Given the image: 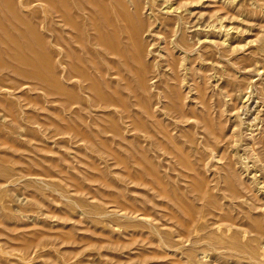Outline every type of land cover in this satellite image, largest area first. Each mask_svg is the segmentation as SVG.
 <instances>
[{"label": "rangeland", "instance_id": "1", "mask_svg": "<svg viewBox=\"0 0 264 264\" xmlns=\"http://www.w3.org/2000/svg\"><path fill=\"white\" fill-rule=\"evenodd\" d=\"M0 264H264V0H0Z\"/></svg>", "mask_w": 264, "mask_h": 264}, {"label": "bare ground", "instance_id": "2", "mask_svg": "<svg viewBox=\"0 0 264 264\" xmlns=\"http://www.w3.org/2000/svg\"><path fill=\"white\" fill-rule=\"evenodd\" d=\"M119 9V8H118ZM120 13V12H119ZM127 13V12H126ZM129 14V13H128ZM119 15V14H118ZM123 15V14H122ZM106 16V15H105ZM127 16L125 15V18H126ZM121 18V17H120ZM133 18V17H132ZM131 19V18H130ZM124 20V19H123ZM133 20H134V18H133ZM122 21V20H121ZM125 21V20H124ZM116 27V26H115ZM127 28H128V26H126ZM132 28V27H131ZM133 29V28H132ZM127 31H129V29L127 30ZM136 36H137V34H136ZM136 47H137V45H136ZM135 48V47H134ZM115 49H117V48H115ZM140 56V55H139ZM53 81V80H52Z\"/></svg>", "mask_w": 264, "mask_h": 264}]
</instances>
